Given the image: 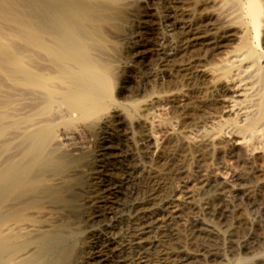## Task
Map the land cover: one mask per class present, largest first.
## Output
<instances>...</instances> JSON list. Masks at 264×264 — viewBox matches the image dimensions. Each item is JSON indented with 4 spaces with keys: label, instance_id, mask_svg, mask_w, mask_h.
<instances>
[{
    "label": "rangeland",
    "instance_id": "rangeland-1",
    "mask_svg": "<svg viewBox=\"0 0 264 264\" xmlns=\"http://www.w3.org/2000/svg\"><path fill=\"white\" fill-rule=\"evenodd\" d=\"M171 7L132 0L108 29L114 96L125 106L142 101L143 122L115 108L113 133L93 124L62 142L77 155L68 154L64 181L44 204L71 220L74 264L106 255L111 264H264V130L250 139L232 122L200 142L234 117L213 107L221 92L212 75L193 80L201 53L188 47ZM210 173L221 178L207 185ZM101 195L107 203L90 205Z\"/></svg>",
    "mask_w": 264,
    "mask_h": 264
},
{
    "label": "bare ground",
    "instance_id": "bare-ground-1",
    "mask_svg": "<svg viewBox=\"0 0 264 264\" xmlns=\"http://www.w3.org/2000/svg\"><path fill=\"white\" fill-rule=\"evenodd\" d=\"M170 1L172 14L180 16L182 37L201 53L193 80L212 75L221 92L213 107H227L234 117L214 125V134L201 132L200 142H212L232 122L248 138L260 136L264 0ZM131 5L132 0H0V264L75 263L77 234L71 220H59L61 209L46 206L44 199L57 192L64 181L61 168L68 154H76L64 148V140L93 124L113 133L115 108H122L129 121L143 122L142 101L125 106L116 100L109 55L108 29ZM220 178L208 175L206 184ZM104 197L89 203H107ZM97 264H111L110 258Z\"/></svg>",
    "mask_w": 264,
    "mask_h": 264
}]
</instances>
